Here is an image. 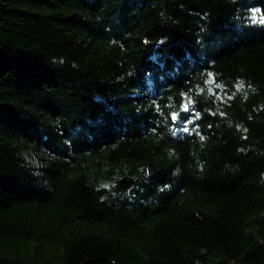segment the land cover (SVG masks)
<instances>
[{"label": "trees", "instance_id": "obj_1", "mask_svg": "<svg viewBox=\"0 0 264 264\" xmlns=\"http://www.w3.org/2000/svg\"><path fill=\"white\" fill-rule=\"evenodd\" d=\"M262 16L0 0V264H264Z\"/></svg>", "mask_w": 264, "mask_h": 264}, {"label": "snow or ice", "instance_id": "obj_2", "mask_svg": "<svg viewBox=\"0 0 264 264\" xmlns=\"http://www.w3.org/2000/svg\"><path fill=\"white\" fill-rule=\"evenodd\" d=\"M259 11H260V9H258V8L252 10V12H253L252 19H253L254 22H255V20H256V13H258ZM259 22H260V23H264V16H262V17L260 18V21H259ZM208 77H209V79L206 80L205 83H206V84H209V85L213 84V83H214V80H213V78H212V74L209 73V74H208ZM216 87L219 88V87H221V85L216 84ZM242 88H243V85L241 84L237 90L239 91V90L242 89ZM208 91H209V92H212V88H211V87L208 88ZM192 103H193V100H192L191 98H189V99L187 100V102L184 103V104L182 105V111H183V112H188V111H189V105H191ZM221 115H223V113H221ZM198 116H199V114L197 113L195 118H198ZM171 118H172L173 121L178 120V119L180 118V117H179V113H178V112H174V113H172V117H171ZM191 122H192V120L189 119V120L186 121V124H187V123H191ZM183 131L188 132V131H189V128H188L187 126H185V127L183 128ZM201 139H203V137H201Z\"/></svg>", "mask_w": 264, "mask_h": 264}]
</instances>
